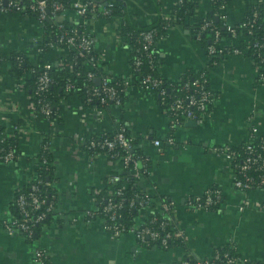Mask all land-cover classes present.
Returning a JSON list of instances; mask_svg holds the SVG:
<instances>
[{"label":"crops","instance_id":"crops-1","mask_svg":"<svg viewBox=\"0 0 264 264\" xmlns=\"http://www.w3.org/2000/svg\"><path fill=\"white\" fill-rule=\"evenodd\" d=\"M100 1L106 4L111 0ZM114 1L123 5L131 23L149 26L160 15L172 12L176 0ZM251 1L229 0L226 21L232 25L241 22ZM211 9L209 0H200L196 13L205 16ZM66 19L69 24H84L93 34L95 48L108 73H130V47L120 33L123 17L83 18L70 9L66 11ZM43 36L44 28L34 15L0 13V51L18 49L36 60L35 40ZM224 42L238 45L241 40L232 36ZM157 48L159 70L172 81L203 69L209 62L205 45L183 25L169 27L158 39ZM45 57L58 66L68 55L66 49L53 48ZM31 75V72L21 77L14 75L8 62L0 67L2 127L11 129L19 119L26 121L32 93L25 81ZM209 80L217 95L210 113L186 118L177 125L176 142H164L163 150L158 149L153 139L165 140L171 117L155 91L138 85L129 88L121 107L112 106L103 113L86 104L78 93L66 92L54 119L30 116L27 120L34 121V125L20 138V157L0 162V264H35L33 255L38 244L47 249L50 264H177L189 252L207 258L228 244H235L241 255L264 263V188L236 187L231 161L212 149L216 144L242 143L249 136L251 123L264 134V81L258 78L255 61L246 51L219 55L209 68ZM117 117L129 124L134 135L141 139L140 147L151 157L150 180L142 181V185L157 199L167 195L176 201L173 216L185 230L183 243L168 248L144 245L129 232L112 236L100 216L88 221L83 218L87 209L96 207L97 189L104 185V179L116 164L103 153L86 150L82 139L113 131ZM43 131L51 132L56 157V207L35 239L28 240L22 231L9 233L1 220L13 216L17 189L35 177L34 162ZM212 184L223 190L218 207L187 206L188 197L202 193Z\"/></svg>","mask_w":264,"mask_h":264},{"label":"built area","instance_id":"built-area-1","mask_svg":"<svg viewBox=\"0 0 264 264\" xmlns=\"http://www.w3.org/2000/svg\"><path fill=\"white\" fill-rule=\"evenodd\" d=\"M185 0H176L177 3H183ZM218 0H209L212 7L214 3ZM220 3V12L217 11L216 14L221 16L225 23L228 24V28L232 32V36L237 38L238 32L235 25H232L226 21L225 8L228 1L219 0ZM116 5L114 0L108 1L104 4L100 0H71L68 5L64 4L61 0H29L26 4L23 0H0V13L7 12H18L24 15H30L32 12H35L34 17L40 22L44 28V36L36 42L37 54H40L44 51L46 47L50 49H66L67 53L73 52L72 57L69 59L67 57L66 61L61 63L62 65L73 67L78 62V56L86 58V61L91 65V68L97 67L98 62L101 61L100 54H95V37L93 34L89 33L86 30L84 24H67L63 20L66 19V11L72 9L78 15L83 18H90L94 16H109L111 14V6ZM197 10V9H196ZM168 22L165 25L166 31L169 27L178 25L174 23L178 16L170 12L168 14H163ZM113 16V15H111ZM115 16V15H114ZM258 16V11L253 13V17L247 22L249 27L247 32L249 34L253 33L252 26L254 21ZM203 22L200 25V28L195 34V39H202V32L209 27H211V20L207 15L202 16ZM49 22V24H47ZM81 24V25H80ZM243 24H245L243 22ZM81 26V27H80ZM162 34L160 37L166 34ZM124 37V36H123ZM158 31L155 28H150L141 31V36L139 37L140 42L142 43L143 48L147 51V56L149 57V63L154 66L157 60V39ZM42 42V40H44ZM124 40L128 43L129 47V37H124ZM256 47L260 48L263 43L260 41L248 42L246 48ZM209 62L215 63L217 60L214 59V56H219L222 54L229 53H241L245 51L239 45L235 43H226L220 37V31L215 30L214 38L210 44L206 47ZM1 52V51H0ZM5 53V52H4ZM6 53V55H8ZM69 55V54H67ZM259 59L255 60L256 67L258 69V78L261 81H264V54L258 53L257 56ZM17 62L23 60L21 55L16 57ZM131 71L129 74L124 75V92H128L129 88L132 85H138L143 89L155 91L160 99V104L166 112L169 113L171 117L170 122V131L166 136L165 140L159 137L154 138L153 142L158 147V149L163 150L164 142L175 143L176 138L174 130L177 125L181 124V117L185 118H198L201 115L209 114L211 108L214 104V101L217 97L216 93L212 90L209 80V71L206 69L201 70L198 76H187L185 81L179 87L176 85V81L166 80L164 77L148 72L140 80L139 84H134L132 81L133 72L141 68L143 62L142 54L138 53L134 56H131ZM9 63L10 68L15 64V60H6L2 54H0V67L2 68L5 63ZM207 69L210 68L209 65ZM52 64L49 61L45 62V67H50ZM205 66V67H206ZM107 74H109L106 71ZM105 73L99 74L95 70H89L87 73V78L93 80L98 84H91L88 88L90 93L89 99L93 97H98L101 104H109L112 106L121 107L123 101V93H120V89L110 83V78ZM168 81V84H164V81ZM52 82L51 75L44 70L35 81V94L39 96L37 101L33 99L35 95H31V111L25 116L26 120H18V122L13 123L11 129L7 127H2L0 124V162H11L20 157V153L17 152L16 144L7 143V141L17 135L20 138L23 135L27 134V129H30L34 125V121L27 120L38 115L43 116L49 120L54 119V110L52 104L41 94L47 90L48 86ZM72 82L68 79L66 86H72ZM174 89H181L185 92L183 94L171 95L168 91ZM2 102H0V116L2 114ZM99 113H103L106 109L102 106H94ZM121 120L119 117L115 118V121ZM26 125L29 127L26 128ZM115 130V128H114ZM104 131L98 136L103 138L96 137L97 135H92L87 139H82V145L86 150L91 153L97 154L101 153L98 149L106 148L112 151L109 155L113 158L119 155L118 151H114L117 146H121L125 149L132 148V139L125 132V127L121 125L116 131ZM50 135L51 140L43 139L44 136ZM42 147L44 150L52 148V134L50 131L42 132ZM41 145V144H40ZM98 149V150H97ZM213 151L221 156L228 158L233 167L232 178L234 185L240 189H251V188H264V134H261L258 130L256 124L251 123L249 129L248 138L240 144H230L222 143L216 144L212 147ZM94 150V151H92ZM43 162H46V157L42 155ZM111 160V159H110ZM112 160L116 165H122L123 167H131L134 175L142 176L144 173H150L151 168L149 163L151 157L143 153L133 154L129 151L124 153L120 160ZM40 175V174H39ZM37 172L35 177H37ZM111 181L119 178V175L113 174L110 172L108 174ZM40 180L41 179H35ZM31 190L23 191L18 194L15 198L16 205L19 209L20 215L17 216L13 214L12 217H5L1 220L2 225L7 229L9 233H13L17 230L22 231L27 238H32L33 234L35 235V226L45 217L46 212L53 207V201L43 209V205L46 202V198L42 196L38 188V183H30ZM113 193L118 195H123V189L117 188L112 189L109 192V195L106 198V201L92 209H87L83 218L87 221L97 215L104 214V225L105 228L111 233L112 236H119L122 233L129 232L132 233L137 240L144 244L150 245L151 241H159L160 247L168 248L170 247V241L172 239L180 238L184 241L186 238L185 230L174 220V212L176 207V201L167 195L161 197L158 200V203L155 202V199L152 198V194L146 190L143 193H137L138 202L135 199H131V205L133 207L138 206L139 213L136 217L134 223L127 225L122 221L123 213L121 209L124 206L123 197L120 199L113 198ZM97 199V198H96ZM223 199V190L219 185L212 184L204 189L202 193L188 197L186 204L190 208H215V205H219ZM243 208V205H241ZM160 212L162 217L159 218L156 215H150L151 213ZM78 217L75 216L74 220H77ZM157 225V226H156ZM233 247L237 250L236 245L232 244ZM34 261L35 264H50V257L47 249L44 246L36 245L34 250ZM264 264L262 261L252 259L248 256L241 255L240 253H233L229 251L221 252L217 250L214 256L207 258H200L194 256L190 252L187 253L183 259H181L177 264Z\"/></svg>","mask_w":264,"mask_h":264},{"label":"trees","instance_id":"trees-1","mask_svg":"<svg viewBox=\"0 0 264 264\" xmlns=\"http://www.w3.org/2000/svg\"><path fill=\"white\" fill-rule=\"evenodd\" d=\"M24 3H28L29 0H23ZM50 2L53 0H49ZM63 1L64 4L68 5L70 3L71 0H61ZM199 1L200 0H185L183 3H177L174 6L173 9V13H175L178 18L176 19V21L174 23H177L178 25H183L186 26L191 34L193 36H195V34H197L201 23L204 21L202 16L198 15L196 13V9L199 5ZM225 1H229V0H225ZM219 11L220 12V3L219 0L216 1V3H214L211 11L207 14V17L211 20V27H209L208 29L204 30L202 32V39H200V41L205 45V47H207L208 44H210L214 38V33L215 30H219L220 31V37L223 40L229 39L230 37L232 38V32L231 30L228 28V24L225 23L224 19L219 16V14H216V12ZM255 11H258V16L256 18V20L254 21V25L252 26L253 29V33L249 34L247 32V29L249 27L248 25V21L250 18L253 17V13ZM33 15L35 14V12H30ZM36 15V14H35ZM111 15H119L121 17H123V21L121 23V28H120V33L122 34V36L124 37H129V44H130V54L131 56H134L138 53L142 54V58H143V62L141 64V68L139 70H136L133 72V76H132V81L134 84H139L140 80L142 79V77L147 74L148 72H152L155 75H158L160 77H163L160 70H159V53H157V60L155 62V65L152 66L149 63V57L147 56V51L143 48L142 43L140 42L139 37L141 36V31L146 30V29H150V28H155L158 31V38L159 36H161L162 34L165 33L166 31V24L168 22V19L164 16V15H160V17L156 20V22H154L153 24L149 25V26H136L133 23H131L125 16L124 13V8L122 4H116L111 6ZM64 23L69 24V22L67 20H63ZM243 22L245 24H243ZM47 24H49V22H47ZM75 25V24H74ZM77 25V24H76ZM81 25V24H80ZM236 29L238 32V37H240L241 42L238 44L239 46H241L242 48L245 49V51L247 52V54H249L250 56L253 57V59L257 60L259 59L258 53H263L264 54V1H251L248 9L246 11V14L244 16V18L242 19L241 22L237 23L236 25ZM81 27V26H80ZM158 40V39H157ZM260 41L261 43H263V45L260 48H254V47H250L246 48L248 42H254V41ZM44 40H42V42H44ZM236 44V43H235ZM51 49L49 47H46L44 49V51L40 54L37 55L36 60H31L27 53L18 50V49H14L12 51L9 52L8 55H6V53L4 52H0V54L3 55V57L6 60H11L14 61L15 60V64L14 66L11 68V72L18 76L21 77L24 74H26L27 72H31L32 75L26 79L25 83L28 87V90L32 93V95L34 94L35 97H33V99L35 101H37V99L39 98L38 95L35 94V81L38 79V76L44 71L46 70L52 77V82L50 83V85L48 86L47 90H45L41 96L44 97V99H47L53 107L54 110V116L53 118H55L58 114L59 108H60V104H61V99L64 96V94L67 92L73 93L76 92L80 95V97L82 98V100L90 105V106H102L105 109H111L112 104H101L100 100L98 97H93V99H89L90 93L88 91L89 86L93 83V84H98L96 82H94L93 80H89L87 78V73L89 70H95L97 71L99 74L101 73H106V70L104 69V67L102 66L104 63L102 61L98 62V66L91 68V65L86 61L85 57L82 56H78V62L73 66V67H68L65 65H51L50 67H45V62H46V57L45 55L47 54L48 51H50ZM69 54L68 57L69 59L72 57L73 52H69L67 53ZM95 54H98V51L95 48ZM18 55H21L23 60L21 62H17L16 57ZM131 56H130V64H131ZM218 55L214 56V59H218ZM212 63L211 61L209 62V66H211ZM203 69H206L207 72L209 71V69H207V66L204 67ZM201 69V70H203ZM201 70L196 71V72H188L186 73V75L183 76V78L179 79L176 81V85L179 87L180 85H182L185 81V78L187 76H198L201 72ZM109 75L108 77L111 79L110 83H113L114 85H116L119 89H120V93H123V101L122 104L124 103V100L126 99V96L128 94V92H124V81H125V76L122 74H114V73H109L107 74ZM68 79H70V81L73 83L72 86L67 87V81ZM166 79V78H165ZM168 80V79H166ZM164 81V84H168V81ZM181 87V86H180ZM179 87V88H180ZM174 89L172 91H170L169 88L168 91L171 95H177V94H183L185 91L181 90V89ZM120 118V117H119ZM121 120H117L116 121V125H115V130H118L119 127L124 126L125 127V132L128 136L133 137L132 139V148L131 149H125L121 146H117L114 151H118L119 155L116 156L115 158L111 157L109 154L112 152L106 148H101L99 147L98 149L100 150L101 153L105 154L109 159L111 160H120V157L126 153L127 151L133 153V154H138V153H143L144 151L142 150V148L140 147V138L135 136L134 133L131 131L129 124L121 117ZM186 118L184 116L181 117V122H183ZM98 138H103L99 137V134H96ZM43 139H49L51 140V136L50 135H46L44 136ZM43 139L41 141V145H40V150L37 154V158L35 159L34 165L36 168V172L38 174L37 177H33V179L23 185L20 186L17 191H16V197L18 196V194L20 192H27L31 190V186L30 183L31 182H37L38 183V188L39 191L41 192L42 196H44L46 198V202L43 205V209H45L50 203L51 201H53V207L48 210L46 212L45 217L35 226V235L33 234L32 238H35L37 235V232L41 229V227L45 224L48 223L53 215V212L55 210L56 207V196H57V191L56 188L54 187V181L56 180L55 177V165H56V157L53 153V149H46L44 150L42 147V143H43ZM7 143H12V144H16L17 147V152L20 153V149H19V138L16 136L11 137ZM84 147V146H83ZM85 148V147H84ZM97 149V150H98ZM94 151V150H92ZM42 155H44V157H46V162H43L42 159ZM118 160V161H119ZM152 162L149 163V167L151 168ZM113 174H117L119 175V178H117L114 181H111L110 176H107L104 179V185L101 188L97 189L96 192V207L100 206L101 204H103L106 201L107 196L109 195L110 190L112 189H117V188H122L123 189V195H118L116 193H113V198L115 199H120L121 197H123V202H124V206L121 209L123 216H122V221L124 223H126L127 225H130L132 223H134V221L136 220V217L139 213L138 210V206L135 208L131 205V199H135L136 202H138V195L137 193H143L146 192V187H144L142 185V181L145 180H150V173H144L142 176H136L133 173V170L131 169V167H123L122 165H116L114 167V169H112L111 171ZM40 174V175H39ZM35 179H41V181L39 180H35ZM166 195H160V198L165 197ZM15 197V198H16ZM157 195L152 194V198L155 199L156 203H158L159 198L157 199ZM215 208L218 207L217 205L214 206ZM13 212L14 214H16L17 216L20 215L19 209L16 205V202L14 200L13 202V206H12ZM150 215H156L159 218L162 217V214L160 212H156V213H151ZM100 216L104 219V214L101 215H97ZM96 216V217H97ZM157 226V225H156ZM28 240H34V239H30L27 238ZM184 241H182L180 238H176V239H172L170 241V246L173 245L174 243H183ZM150 245H156V246H161L159 241H151ZM217 250H220L221 252L224 251H229V252H233V253H237V250L233 247L232 244H228L225 245L223 247H219L218 249H216L213 253L212 256H214L215 252Z\"/></svg>","mask_w":264,"mask_h":264}]
</instances>
